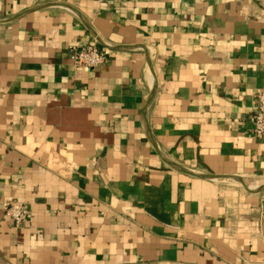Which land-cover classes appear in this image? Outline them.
<instances>
[{
	"label": "crops",
	"instance_id": "1",
	"mask_svg": "<svg viewBox=\"0 0 264 264\" xmlns=\"http://www.w3.org/2000/svg\"><path fill=\"white\" fill-rule=\"evenodd\" d=\"M260 88L264 0H0V264H264Z\"/></svg>",
	"mask_w": 264,
	"mask_h": 264
},
{
	"label": "built area",
	"instance_id": "2",
	"mask_svg": "<svg viewBox=\"0 0 264 264\" xmlns=\"http://www.w3.org/2000/svg\"><path fill=\"white\" fill-rule=\"evenodd\" d=\"M102 2L107 0H93ZM68 57L76 69H87L100 66L105 61V52L95 46L69 45L66 48ZM254 108L250 113L252 135L264 141V88L253 93ZM4 214L11 219L14 227L19 228L29 217V206L25 202L15 199H6L1 202Z\"/></svg>",
	"mask_w": 264,
	"mask_h": 264
}]
</instances>
